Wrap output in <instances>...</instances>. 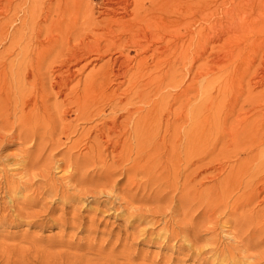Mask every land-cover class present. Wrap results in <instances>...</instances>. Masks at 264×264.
Wrapping results in <instances>:
<instances>
[{"label": "bare ground", "instance_id": "6f19581e", "mask_svg": "<svg viewBox=\"0 0 264 264\" xmlns=\"http://www.w3.org/2000/svg\"><path fill=\"white\" fill-rule=\"evenodd\" d=\"M1 1L0 179L4 177H2L1 174L6 173L7 169H5V165H10V167L12 166L10 163L11 160L9 159L10 162L7 161L8 157L10 156L9 153L2 154L1 151L4 147H7H3L1 145L10 139L12 142H9L10 144L8 146L13 145V141H19L17 150L20 154L15 153V156H18V158L15 160L16 162L14 161V164L18 167L20 166L25 171H27V166L31 167V169L28 168V170L32 171V166L38 164L37 160H40L41 157L43 159L45 156H43V154L49 147H52L53 150L55 149L56 151L59 147H65L67 148V152L63 153L61 150L63 153L62 156L66 157L68 155L70 157L73 156V154L71 155L70 151L77 149L82 141L81 137L73 140L71 137L77 133H94V137L90 136L93 138L92 140L89 141L87 139V143H89L87 150L90 152V154L88 156V153L86 152L85 154L88 156L86 158L84 157L86 155H83L84 160L86 159L84 162H88V164L90 162L92 165H94V163H96L95 165H98V163L101 162L100 165L102 164V167L100 168V171L102 169L108 178L113 177L111 176V172L117 169L114 167H116V163H119L118 165H121L122 170H118L119 172L123 171L126 174L128 173V179L126 180H129V183L133 182L139 174H144V177H147V181L149 182V180H154L153 183H155V186L157 184L158 188L166 185L162 191L169 193L168 189H177L178 185L176 183L174 184L173 182L174 178H177L178 180L179 176L177 177L175 174L177 175L176 171L179 170V167L181 166L180 163L185 162L183 169L187 174L183 176L185 179L183 182H181L182 185H180V191L185 192L184 194L186 197H183L185 198V202L189 204L190 202L192 203L196 201V199H199L201 202L203 199H205L208 202H213V204L216 202L214 204L215 206L213 205L214 207H224H220L221 210L231 209L230 213L232 216H234V212H236L238 209L250 207L254 200H257L261 193H264V177H260L262 178L261 181H259V179L257 181L256 179L254 181L253 179H246V182H241L238 180L229 179V173L220 181L217 180V177L215 178L214 175L211 176L210 174L204 175L201 179L199 178L200 180L197 179L198 176L210 169L211 162H205L206 160H204L205 157H208V155L204 157L203 154L201 157H199L197 152L198 134L196 133V129H198V127H196L197 119L194 115V110H196L195 100L198 99L196 97L198 94L196 93L197 95H195V90L197 88L195 84L196 76L194 74L190 83L187 86H184L183 89L179 87V83L182 81L177 80L181 71H186L192 76L193 72L198 68V61L204 55L209 58L212 54L215 53L217 55L218 53L219 56L220 53L219 51L216 53V48L220 47V49H223L233 38H237L239 34L252 31L253 27L247 26L248 24L246 25L243 21L244 10L242 7L245 5L244 0H54V2L49 0ZM92 1H94L96 5H99L100 10L98 12L95 11V7L90 6V2ZM70 5L77 7L71 8L69 7ZM53 32L54 35L52 34ZM71 42H75V44L72 46ZM6 43L7 45L5 46ZM230 47L231 46H229V49ZM224 51L225 50H223L222 54H224ZM230 54L232 55V53ZM106 55H110V57L97 67L92 66V62L89 64L83 63V66L80 64L82 61H88L91 56H94L91 59L94 62V60H102ZM204 59H206V57ZM79 64L81 67L79 70H77ZM88 65H91L92 68L89 69L82 79L80 78L73 83L74 79H76L74 76L75 69L76 72L81 71ZM244 76L246 77V73ZM240 81L244 84L243 86L246 88L247 93L245 98L243 96L244 99L242 98L239 100L241 102L240 105H249L252 100L253 102H258L255 100L257 97L258 99L259 97L261 98V91H255L260 94H258L259 96H256L257 93L254 95L253 92L256 87L258 88V86H262V84H264L261 82V78H248L245 83L242 79ZM114 83H117L119 86L125 84V89L121 91V87H113ZM238 84L240 86L239 82ZM223 86V89H227L225 83ZM169 88H173L175 92L172 94L168 90ZM243 91L239 92L237 100L233 99L235 101L232 103H237L238 98H240V93L243 94ZM236 94H238V92ZM61 96L62 98H59V100L58 97ZM168 98H170L171 101H174L173 104H169L170 100H168ZM182 98H186L185 107L179 106V108L177 107L176 109H173L172 106L174 103H179ZM51 99H54L52 104H50V102H52ZM219 102H221V100ZM235 104L233 107L231 105L232 108L230 107L232 113L235 110L234 108L237 106V104ZM183 108H186V110L188 109L187 112L185 109L183 112ZM258 108L259 106L255 107L252 105L251 109H246L244 113L242 112L243 114L241 113L242 116H240L241 114L236 113L237 116L235 115L234 117H232L234 114H231V110H229L227 115H232V119H235L236 117L238 121L235 123V127H233L235 130L232 133H234V135L237 133L235 137L233 136L235 139L233 142L237 141L236 143L241 145L240 147L242 150L248 151L247 153L250 154L251 158V153L253 152L251 147L254 145H262V141L260 138L256 137V133L260 134L261 131H264V109L258 110ZM240 109L241 108H239V110ZM105 110H109V117L107 116V120L101 117ZM166 116H170V118L173 116L172 124L175 121H180L181 123L183 120L184 122H189V127L186 130L187 133H185L186 137L185 135L178 133L180 132L179 130H183L182 124L180 123H178L177 126L174 125L175 133L173 136H166L168 138L165 136H160L159 133L163 128L167 129L169 122L171 121L168 117V119L165 121ZM100 117L103 119V121L101 120V126L94 125L88 128L89 130L86 132H84V129L79 132V129H81V123L91 120L94 121L95 119L99 120ZM120 117L121 119L123 118V120H119L118 122ZM214 123L212 121V124ZM37 133L39 135L41 133H49L48 139L50 138V142L48 143V140L46 139V142L39 146L42 142L40 143L41 139H39ZM54 133L59 135L57 136ZM96 133L100 134L97 135ZM125 133H133V135L131 138H129V136L127 135V137ZM262 133L264 134V132ZM43 134L40 135V138H42ZM53 134L57 137H55ZM182 134H184V130L182 131ZM60 135H64V137L62 136L63 139ZM112 136H114V142L112 141ZM37 137L39 139V145L37 148H39L40 151H37L35 148L37 145ZM44 137L46 138V136ZM44 137L43 141L45 139ZM85 137H88V135ZM101 137H105L103 138L104 140L100 139ZM182 137L185 141V144L183 143L185 145V156L182 154L185 158L183 159L179 156V153H182L180 152L182 147L181 150H179V143L183 140ZM131 140L135 141V147H132ZM233 142L231 141V143ZM25 143H28L29 147H24ZM102 143H107L105 146V153H108L107 151L109 149H111L109 152L111 153L120 148V151L117 150L118 154L116 158H114V154L112 157H110V164L105 162L106 154L103 153L101 149L95 153V150L100 148ZM250 143H253V145ZM246 144H248L247 147H245ZM33 146L34 149L39 152L34 156L32 155L34 153L31 154L32 151L30 149L31 147L33 148ZM52 148L48 149L49 152L53 151ZM102 149L104 150V147ZM164 151H167L166 155H164ZM49 152L47 154H49ZM64 154H66V156H64ZM259 155L263 154L259 153ZM51 156H48L49 160ZM256 156L258 157V155ZM77 157H79V155ZM81 158L79 159L81 160ZM72 160L67 163H61L65 164L67 168H70L68 170H70L69 172L71 174V167L74 165L75 168L76 165H80L79 162L76 164L73 162L74 164L72 165ZM47 161L48 160H45V163L43 162L42 164H47ZM39 162L41 163L42 161ZM86 163L84 164L86 165ZM163 163H166V165H163ZM42 164H38L37 166H43ZM54 164L57 166L56 163ZM263 164L264 160L261 163H257L258 168H256L255 173H259V170H262L261 168L263 167ZM92 165H90V167ZM80 166H82V164ZM161 167L162 171L158 172V168ZM111 168H113V170L110 171ZM212 168L213 167L211 166V169ZM118 170H116L117 172L115 175L118 173ZM182 172L180 171L178 174H181ZM28 173L31 174L30 172ZM84 173L82 175H84ZM104 174H102V176ZM85 176L86 175H84V177ZM5 177L8 180L6 175ZM42 177L41 179H46L47 176H44L43 178ZM97 177H99V175ZM104 178L107 177L105 176ZM171 179L173 182H171ZM11 180L10 181L12 183L13 179ZM79 180H77V182H79ZM110 180L111 179L104 181L100 180L101 182L98 180L96 181L102 185H109ZM80 181L82 182L83 180ZM85 181L87 182V180ZM105 181L109 183L106 184ZM113 181L114 180H112V182ZM29 182L30 181H28V188L30 187L29 185H32V181L30 182L31 184ZM40 182L42 183V181ZM43 183L45 182L43 181ZM129 183H127V186H129ZM149 183H145V185H148ZM53 184H56L55 181ZM47 185L48 184H46V186ZM9 186L12 189H15V187H12L11 185ZM53 186L49 187V190L52 188H58ZM75 187L76 186L73 188ZM42 188L45 189L46 187L42 186ZM63 190L64 189H62V191ZM177 190V193H179V189ZM13 191L14 190H12V193ZM157 191L158 189L155 192L157 193ZM235 191L241 192L239 195L237 194L236 200L234 199L236 204H234L231 200L232 204L234 205H230L232 207L228 208L230 201H228V199ZM55 192H57L56 189ZM83 192L81 191L82 195H85ZM12 195H15V193ZM173 196L171 197L172 200L174 199ZM62 197L63 199L66 198H64V195ZM67 200H69L68 197ZM240 201L242 202L240 203ZM260 201L263 200L260 199L258 202ZM171 202L172 201L170 200V203ZM180 203L181 202H179V204ZM127 206L129 205L127 204ZM191 206L186 205L187 211L191 208ZM237 207L239 208L237 209ZM184 213H186V211ZM30 214L27 216L29 217ZM239 214L241 215L239 222L237 221V227L239 224H245L247 222L252 223V221L255 219H258V221L264 223V207L263 211L260 210L257 214ZM166 222L168 223V220ZM254 222L256 223V220ZM260 222H258L256 225L259 226ZM247 224L246 226H248ZM240 226L241 225H239V228H241ZM240 239L242 238L240 237ZM123 251L124 250H122V252Z\"/></svg>", "mask_w": 264, "mask_h": 264}, {"label": "rangeland", "instance_id": "374dc122", "mask_svg": "<svg viewBox=\"0 0 264 264\" xmlns=\"http://www.w3.org/2000/svg\"><path fill=\"white\" fill-rule=\"evenodd\" d=\"M49 1L54 2V0H49ZM244 2L245 5L244 7H242V9L244 10L243 21L246 25L248 24L247 26L253 27L252 31H249L244 34H239L238 37L233 38L225 48L223 49L221 48L222 50L220 49V47L216 48V53L219 51L220 57L218 56V53L217 55L215 53L212 54L209 58L204 55L198 61V68L197 69L195 68L196 70L194 69L195 71L193 72L192 76L189 75L186 71H181L177 79L182 81L181 83H179V87L183 89L184 86H187L190 83L194 74L196 76L195 84L197 88L195 90L196 91L195 95L198 94L196 96L198 99L195 100L196 110H194L195 112L194 115L196 116L195 118L197 119L196 127H198V129H196V133L198 134L197 152L199 157H201L203 154L204 157L208 155V157H205L204 160H206L205 162L208 161L211 162L210 169H208L202 175L198 176L197 177L198 180H200L206 174H210L211 176L214 175L215 178L217 177L218 181L225 178L226 175H228L229 173H230L228 175L229 179L238 180L241 182L244 181L246 182V179L247 180L253 179V181L255 179L256 181L259 179V181H261V179L264 177V169H263L264 164L263 167L261 168L262 170H259V173L258 172L255 173L256 168H258L257 163H261L264 160V156H263L264 134L262 133L264 131L260 132V134L262 133L261 134L262 136L259 133H256V137L260 138V140L262 141L261 143L262 145L259 146L254 145L253 147H251V150H253V152L251 153L252 158L250 157V154L247 153L248 151H244L241 149L240 147L241 145L236 143L237 141L233 142V140H235L233 136L235 137V135L237 134L236 133L234 135V133H232L235 130L233 127H235V123H237L238 121L236 117L235 119L234 118L232 119V117H234L236 113L241 114L242 112L244 113L246 109H251L252 105L255 107L259 106L260 109L258 108V110L264 109L263 107L264 84H262V86L260 85L261 87L258 86V88L256 87L254 89L253 92L254 95L257 93L255 91H261L260 92L261 95L259 93H257L256 95V96L260 95L261 98L260 97L259 99L258 97L257 99L254 98L256 99L255 101L258 102H253L252 100V102L249 105L242 104L241 106L240 105L241 102L239 101L243 98V96L245 98L246 97L245 95H247L246 88L243 86L244 84L240 81L241 79L245 83L248 78L258 79L260 77L261 82L264 83V0H244ZM90 6L95 7L96 12L100 10L99 5L98 4L96 5L94 1L90 2ZM69 7L73 8L77 6L70 5ZM52 34L54 35V32ZM71 43L72 46L75 44V42H71ZM6 45L7 43L5 44V46ZM229 46H231L230 49ZM223 50H225L224 51V54L226 53L225 55L222 54ZM230 53H232V55ZM93 57L94 56H91L90 59H88V61L87 60L82 61L80 64L83 66L84 64H89L90 62H92L93 63L92 66L97 67L103 62H105V60H107L110 57V55H106L105 57H103L102 60H99L100 62L95 60L93 62L91 60ZM205 57L206 59H204ZM80 64L78 65L77 70H79V68L81 67ZM92 66L88 65L86 68L77 72L75 69L74 76L76 79H74L73 83L80 78L82 79L83 76H85V74L89 71V69L92 68ZM245 73H246V77L244 76ZM238 82L240 83V86ZM224 83L227 86L226 87L227 89H223ZM124 85L125 84L119 86L117 83L116 84L114 83L113 87L115 88L121 87L120 90L122 91L125 89L126 85L125 86ZM168 90L172 94L175 92L173 88H169ZM242 91L243 94L240 93L239 96L240 98H238L237 103L236 102L232 103L233 101L237 100L239 92ZM237 92L238 94H236ZM219 93L222 94L223 96L220 95ZM211 96L213 99L211 98ZM213 96H215L218 100ZM59 98H62V96L58 97V99ZM182 99L180 100L179 103L177 102L174 103L172 108L176 109L177 107L179 108V106L185 107L186 98H184L183 100ZM219 99L221 100L222 103L219 102L220 101ZM168 100H170V98H168ZM51 101L52 102H50V104L54 102V99H51ZM173 102L174 101L170 100L169 104L170 103L173 104ZM235 103L237 104V106L234 108L235 110L232 113L231 108L234 106ZM238 106L239 108H241L240 110ZM184 109L187 112L188 109L186 110V108H183L182 110L183 112ZM229 110H231V114H234L233 116L231 115L232 117L227 116ZM242 114L240 116H242ZM107 116L109 117V110H105L104 113L101 115V117L105 118L106 120L108 119ZM101 117L99 118V120L95 119L94 121L93 120L87 121L85 122L86 124L81 123L80 125L81 129H79V132L82 129H84V132H86L89 130L88 128L94 125L101 126L100 125L101 120L103 121ZM167 117L171 121L169 122L168 128L167 129L163 128L162 131L159 133L161 137L173 136V134L175 133L174 127L177 126L178 123H180V121H175L174 123L176 124L174 123L172 124L173 116L171 118L170 116H166L165 121L168 119ZM119 120L122 121L123 118L121 119L120 117L118 119V122ZM212 121L213 123L214 122L215 123L212 124ZM180 124H182V129L184 130V134H182L183 130H179L180 132L178 133H181V135H185V133H187L186 130L189 127V122L187 121L184 122L183 120V122L181 121ZM204 128L207 130H205ZM54 134L57 135V133ZM85 134L88 135V137H85L86 136ZM40 135L38 134L37 136H39V139H41L40 143L41 142L42 143L40 145L38 144L39 139L37 137L36 140L37 145L36 144H35L36 146L34 145L37 151L38 150L40 151V149L37 148V146L38 145L41 146L42 144H44L46 142V139L48 140L47 141L48 143L50 142V138L48 139L49 133L46 134L44 133L42 135V138H40L41 137ZM64 135H60V136L64 137ZM125 135L126 136L128 135L129 138H131L133 133L131 134L125 133ZM44 136H46V138ZM90 136L94 137V133H77L71 137L72 140L81 137L82 141L77 149L70 151L71 155L73 154V156L70 157L68 155L66 156V154H64V156L66 157L62 156L64 152L65 153L67 152V148L65 147L62 148L59 147L57 148V151L55 149L53 150L52 147L49 148L47 147L48 149L52 148V150L55 152L53 151L49 152V150L47 149L43 154V156L45 155L46 158L44 156L43 159L41 157L40 160L39 159L37 160L38 164H42L43 162L45 163V160H48L47 164L45 165L42 164L43 166L41 165L37 166L38 164L32 166L33 172L31 170H28V168L31 169V167L27 166L26 169L27 171H25L20 166L18 167L17 165L14 164L16 162L15 160L18 158V156L16 157L15 155L20 154L19 151L17 150V145H19V141L16 140L18 144L17 142L13 141L12 143L13 145L8 146L10 144L9 142H12L10 139L9 141L4 142L1 145L3 147L7 146L1 150L2 154L9 153L10 158L8 157L7 161L10 162L9 161L10 159L11 165L13 166L14 164V166L10 167V165L9 166L5 165L6 167L5 169H7L6 173L1 174L2 177L3 176L4 177L1 178L2 180L0 179V183H1L0 184V264H64V263L65 264H101V263L102 264H264V225H263L264 223L258 221V219H255L256 223L254 222L255 220H253L252 223L247 222L249 224L247 223L239 224L241 225L240 226L241 228H239V225L237 227L238 224L237 221L239 222L241 215L239 213H242L243 215L245 214L247 215V213L257 214L260 210L263 211L264 197L262 196H264V193H261L260 197L257 198V200L255 199L253 202L254 204L252 203L250 207L247 208L245 207L244 209L243 208L238 209L239 207H237L238 210L234 212L235 213L234 216L236 217H234L230 213L231 209L221 210L220 207L221 208L224 207L222 206H219V208L214 207L215 206L214 204L216 202L213 204V202H208L205 199L202 200L203 203L199 199H196V201L192 203L190 202L191 204L185 202V198H183L185 196L184 194L185 192L180 191L181 190L180 185H182L181 182H183L185 179V177L183 176L187 174L183 169L185 166V162H181L180 165L182 167L181 166L179 167V170L181 172L183 170V172L181 174H178V172L180 171L179 170L176 171L177 175L175 174V176L177 177L179 176L178 180L177 178L176 179L174 178V182H173L171 179V182H173L174 184L176 183L178 185L177 189H179V193H177L178 192L177 189H173V188L172 190L168 189L169 193L163 192L162 190H164V187L166 185L162 186L161 188H158L157 184L156 186L154 185L155 184L153 183L154 180L148 179L150 182L149 183L147 181V177H144L145 176L144 174L141 175L139 174L138 177L135 178L133 182L129 183V180H126L128 179L127 177L128 173L126 174L123 171L119 172V170H122L121 165H118L119 163L118 164L116 163L115 164L116 167H114L117 168L116 170L119 169L118 170L119 174L117 173L115 175V173L117 172L115 170L111 172L112 173L111 176L113 177L108 178V176L104 174L105 172L102 169L100 171V168L102 167L101 166L102 164L100 165L101 162L98 163V165H95L96 163H94L95 167L90 162L89 164L92 165L91 167L88 164V162L87 163L84 162L86 161V159L84 160V157L86 158L90 154V152L87 150V146H89V143H87L88 142L87 139L89 141L93 139ZM43 137L45 138L44 141H43ZM113 137L114 136H112V141L114 142L115 139ZM103 138L105 137H101L100 139ZM182 141H180L179 143L180 144L179 150H181L182 147V150L180 151L182 153L179 152L178 153L180 158L183 159L185 158L184 138ZM231 141L233 143H231ZM85 143L88 145H86ZM250 144L253 145V143ZM106 145L107 143L106 144L102 143L101 147L102 148L104 147V150L100 147L95 150V153L99 149H101L103 153H105ZM131 145L132 147H135L134 140H131ZM25 146L29 147V144L25 143L24 147ZM34 146L33 148L32 147L30 148L32 151L31 154L34 153L32 154L33 156L39 153L34 149ZM247 146L248 144L245 145V147ZM119 149L120 148L116 149V151H113L111 153H109L111 150L109 149L107 151L109 155L108 153H105L109 157L104 154L106 157L105 162H107V164H110L111 161L109 159L110 157L113 156V154L115 156L114 158H116L118 151H120ZM61 150L63 151V153ZM47 151L49 152L50 155L47 154L48 153ZM86 152L88 153V156L85 154ZM164 153H165L164 155H166L167 151H164ZM259 153L263 155H259ZM77 154L79 155V157H77L78 156ZM47 155L48 156L52 155L51 158L53 160L49 157L51 162L48 159ZM83 155L86 156L83 157ZM256 155H258V157ZM79 158H81L82 161ZM70 160H72L71 161L72 165L74 163L76 164L79 162L80 165L82 164V166H84L85 165L84 163H86L85 165L86 167L84 166L85 167L84 168L80 165H79L80 167L76 165L74 168L73 165V167H71L73 170V171L71 170L72 172L71 174L69 172L70 170H68L70 168H67L65 164H61L63 162L66 163L70 162ZM39 161L42 162L40 163ZM54 163H56L57 166ZM87 164L89 167L87 166ZM49 165L51 166V169ZM163 165H166V163H163ZM40 166L42 167V169ZM211 166L213 167L212 169ZM34 170L35 173L36 172L38 173L35 174ZM49 170L51 173L49 172ZM111 170H113V168H111L110 171ZM161 171H162V167L158 168V172ZM28 172H30L31 174H29ZM83 173L84 175H86L85 177L84 175H82ZM69 174H71L72 177ZM102 174H104L107 178H104L105 176L104 175L102 176ZM5 175L8 177V180L5 177ZM98 175L99 177H97ZM42 176L43 177L47 176L46 177L47 180ZM34 177L37 179V181ZM41 177L44 180L41 179ZM11 179H13L12 183H11L12 181ZM79 179L83 181L81 182ZM109 179H111L109 181L110 183L105 181L106 184L109 183V185H102L101 183H98V181L100 180L104 181ZM25 180L27 183L25 182ZM77 180H79L80 183L77 182ZM85 180H87V182ZM112 180L114 181L112 182ZM9 181L11 184L9 183ZM28 181L30 182L32 181L31 182L32 185H29L31 188L30 187L28 188ZM40 181H42V183ZM43 181L45 183H43ZM54 181L56 184H53ZM34 182L37 184V187ZM7 183L9 184L6 185ZM127 183H129V186H127L128 185ZM145 183L146 184L149 183V184L145 185ZM46 184H48L47 185L48 187L46 186ZM9 185L15 187V189L14 188L12 189ZM73 185L76 187L73 188L74 187ZM8 186L10 189L8 188ZM21 186L24 187L25 189L22 188ZM42 186L46 187L47 189L42 188ZM51 186L53 187L56 186L58 188H52L51 189L53 191L52 192L51 190H49V187ZM11 189L14 190L13 193ZM55 189L57 190V192H55ZM62 189L64 190L62 191ZM157 189L158 191L156 193L155 191ZM44 191L47 193H45ZM81 191L82 192L86 191L83 192V194L85 193V195H82ZM240 192L241 191L233 192L236 196L232 193V195L228 199V201L230 200L228 208H231L234 204H236L235 200L237 194L239 195ZM11 193L12 194L15 193V195H12ZM65 194L71 196L72 198L66 196ZM63 195L64 198L66 197L65 199H63L62 197ZM172 196L174 197L175 200L171 199ZM67 197L69 200H67ZM260 199L263 201L258 202ZM170 200L172 201L171 203L173 206L171 205ZM231 200L233 201L234 204H232ZM179 202L181 203L179 204ZM241 202L242 201H240V203ZM127 204L129 206H127ZM114 205L116 208L114 207ZM186 205L187 206L192 205L188 211ZM185 211L186 213H184ZM29 214L30 216L28 217L27 215ZM167 220L168 223L166 222ZM257 221L260 222L259 226L256 225L258 223ZM246 224L248 226H246ZM240 237L243 240L240 239ZM122 250L124 251L122 252ZM109 252L112 253L113 255L110 254Z\"/></svg>", "mask_w": 264, "mask_h": 264}]
</instances>
